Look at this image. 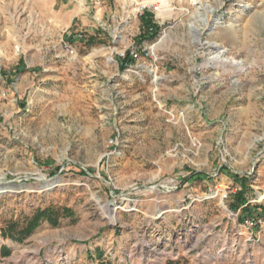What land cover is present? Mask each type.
Listing matches in <instances>:
<instances>
[{
    "label": "rangeland",
    "instance_id": "1",
    "mask_svg": "<svg viewBox=\"0 0 264 264\" xmlns=\"http://www.w3.org/2000/svg\"><path fill=\"white\" fill-rule=\"evenodd\" d=\"M138 1L0 0V264H264V0Z\"/></svg>",
    "mask_w": 264,
    "mask_h": 264
},
{
    "label": "bare ground",
    "instance_id": "2",
    "mask_svg": "<svg viewBox=\"0 0 264 264\" xmlns=\"http://www.w3.org/2000/svg\"><path fill=\"white\" fill-rule=\"evenodd\" d=\"M167 0H162L161 1V12L163 13L166 8H167ZM193 1H196L195 4H198L197 0H193ZM153 2V0H145L143 2V6L144 7L145 5L147 4H151ZM131 3H134V4H138L139 1L138 0H131ZM153 5V4H152ZM141 7V6H140ZM207 7L206 3H199V6H198V9L204 11L205 8ZM136 12V11H135ZM203 20H207V18L204 16L203 17ZM219 20V18H218ZM217 20V24H219L220 22ZM222 23V22H221ZM217 25L216 26H213L212 28L213 29H216ZM198 28V27H197ZM205 43H208V42H205ZM215 47L217 48H220V44L218 43H215L213 44ZM221 51V50H220ZM219 51V52H220ZM33 174H36V172H34ZM41 179L44 180V177L42 175H40ZM63 185V182L60 178H53L51 180H45L43 185L40 187L43 191H51L53 189H55L56 187L58 186H61ZM41 190V191H42ZM22 191H36V189H34L33 186H30V185H27V184H24V183H21V184H16V183H12V182H0V195L1 194H14V193H19V192H22ZM40 191V190H39ZM114 202H109L106 204V206H108V208L110 207V205H113ZM111 212V219L113 220H118L119 219V215H118V207H114L110 210ZM2 238L0 237V243L2 242Z\"/></svg>",
    "mask_w": 264,
    "mask_h": 264
},
{
    "label": "trees",
    "instance_id": "3",
    "mask_svg": "<svg viewBox=\"0 0 264 264\" xmlns=\"http://www.w3.org/2000/svg\"><path fill=\"white\" fill-rule=\"evenodd\" d=\"M144 15L146 14V19H147V21H146V23L148 24V25H151V24H153V19H152V17L149 15V13H147L146 11H144V13H143ZM144 38L146 37V36H143ZM89 41L91 42V43H93L94 41H95V38L94 37H90V39H89ZM130 57H129V55L127 56V58L124 60V67H125V63H127L128 64V62L130 61ZM247 181V179H242L241 180V182H242V184L244 185L245 184V182ZM245 191H246V187L244 186V187H242V189L239 191V192H237V194H236V200H235V203L234 204H232L231 205V208L233 209V210H237V209H239V208H242V206L244 205V204H246V199H245ZM257 207L259 208V205H257ZM248 209V211H251V210H253V209H250V207L248 206V207H243L242 208V210L244 209V210H247ZM64 211H66L67 213H70V209H65ZM257 211V208L255 209V214L254 215H256V214H258V212H256ZM47 212L48 211H46V210H39L37 213H36V215L31 219V221L29 222V224L27 225V227L26 228H24V230H22V232H21V234L22 235H19L18 236V239L19 240H22L23 238L21 237L20 238V236H26V235H28V234H30L39 224H40V221H41V219L42 218H44L45 216H46V214H47ZM67 215H70V214H67ZM251 215V214H250ZM257 216V215H256ZM11 238V237H10ZM2 251H3V253H5L6 255L9 253V248L8 247H3L2 248ZM98 255L100 256V257H102L103 256V253L100 251L99 253H98Z\"/></svg>",
    "mask_w": 264,
    "mask_h": 264
},
{
    "label": "built area",
    "instance_id": "4",
    "mask_svg": "<svg viewBox=\"0 0 264 264\" xmlns=\"http://www.w3.org/2000/svg\"><path fill=\"white\" fill-rule=\"evenodd\" d=\"M153 8L155 10H158L159 9V6L158 5H153ZM67 51L68 52H71V53H74V50L71 49L70 47H67ZM129 57L132 59V60H138L139 59V53H138V50L137 49H132L129 53H128ZM133 66V65H131ZM138 66V67H137ZM141 65L138 64L136 65V68H139ZM222 195L224 198H227L228 194L226 191H223L222 190ZM261 219L259 217H254L252 215H248L244 218L243 221V226L246 227L247 229H251L252 227H256L259 225Z\"/></svg>",
    "mask_w": 264,
    "mask_h": 264
},
{
    "label": "crops",
    "instance_id": "5",
    "mask_svg": "<svg viewBox=\"0 0 264 264\" xmlns=\"http://www.w3.org/2000/svg\"><path fill=\"white\" fill-rule=\"evenodd\" d=\"M239 210H240V212L242 213V214H244L243 216H242V219H241V221H243L244 220V218L247 216V215H249L247 212H244L241 208H239Z\"/></svg>",
    "mask_w": 264,
    "mask_h": 264
}]
</instances>
